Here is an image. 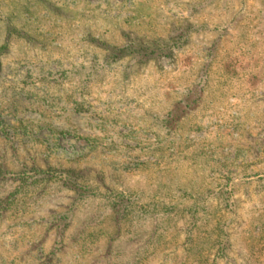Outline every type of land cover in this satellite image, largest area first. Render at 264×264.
<instances>
[{
	"label": "rangeland",
	"instance_id": "1",
	"mask_svg": "<svg viewBox=\"0 0 264 264\" xmlns=\"http://www.w3.org/2000/svg\"><path fill=\"white\" fill-rule=\"evenodd\" d=\"M0 264H264V0H0Z\"/></svg>",
	"mask_w": 264,
	"mask_h": 264
}]
</instances>
